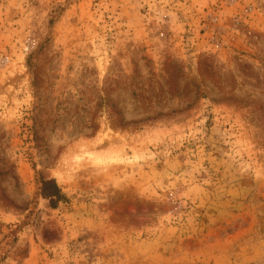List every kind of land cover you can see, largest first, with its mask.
Returning a JSON list of instances; mask_svg holds the SVG:
<instances>
[{
  "label": "rangeland",
  "instance_id": "obj_1",
  "mask_svg": "<svg viewBox=\"0 0 264 264\" xmlns=\"http://www.w3.org/2000/svg\"><path fill=\"white\" fill-rule=\"evenodd\" d=\"M0 264H264V0H0Z\"/></svg>",
  "mask_w": 264,
  "mask_h": 264
},
{
  "label": "trees",
  "instance_id": "obj_2",
  "mask_svg": "<svg viewBox=\"0 0 264 264\" xmlns=\"http://www.w3.org/2000/svg\"><path fill=\"white\" fill-rule=\"evenodd\" d=\"M40 194L48 201L51 208H55L59 202L65 200V195L62 193L55 178L51 176L40 177Z\"/></svg>",
  "mask_w": 264,
  "mask_h": 264
}]
</instances>
